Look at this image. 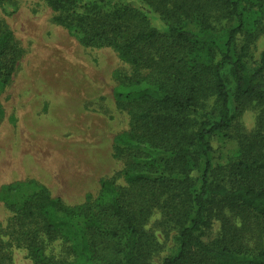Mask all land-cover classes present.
Listing matches in <instances>:
<instances>
[{
    "label": "trees",
    "instance_id": "trees-1",
    "mask_svg": "<svg viewBox=\"0 0 264 264\" xmlns=\"http://www.w3.org/2000/svg\"><path fill=\"white\" fill-rule=\"evenodd\" d=\"M43 1L83 46L112 49L128 67L116 74L113 91L129 117L128 131L113 140L114 157L124 161L123 185L105 178L98 195L78 206L34 182L3 187L0 199L11 217L0 221V264H16L17 249L33 264H152L159 244L146 225L156 213L179 240L178 253L161 264H264V51L251 72L246 46L238 47L255 5ZM256 2L263 14L264 0ZM0 8L16 11L14 0H0ZM21 54L1 21L0 96ZM232 97L240 113L256 110L251 131L237 125ZM233 130L238 151L225 167L215 166L213 140ZM152 151L169 157L157 164ZM197 168L200 184L191 176ZM216 222L219 234L206 242Z\"/></svg>",
    "mask_w": 264,
    "mask_h": 264
},
{
    "label": "rangeland",
    "instance_id": "rangeland-1",
    "mask_svg": "<svg viewBox=\"0 0 264 264\" xmlns=\"http://www.w3.org/2000/svg\"><path fill=\"white\" fill-rule=\"evenodd\" d=\"M249 3L255 5L248 21L250 31L238 47L246 46L245 60L252 72L264 51V12L256 13V0ZM14 5L16 11L11 14L0 8V22L10 27L22 51L0 96V190L13 183L34 182L47 188L54 198L78 206L87 196L98 195L105 178L115 177L117 185H123L120 172L124 161L114 157L113 140L128 131L129 117L117 108L113 91L116 74L128 67L112 49L83 46L55 21V14L43 0H14ZM228 80L234 92L231 75ZM231 108L237 125L251 131L256 110L240 113L233 97ZM238 147L234 130L216 136L214 165L225 167ZM148 156L157 164L169 157L161 151ZM191 176L200 184V169ZM10 217L0 199V221L6 224ZM161 221L156 213L146 225L159 244L152 264H161L179 250L178 230L166 228ZM219 231L216 222L204 240H213ZM15 263L33 264L22 249L15 250Z\"/></svg>",
    "mask_w": 264,
    "mask_h": 264
}]
</instances>
